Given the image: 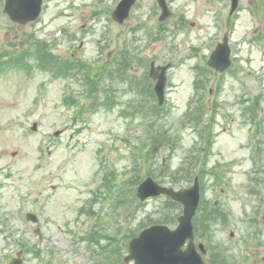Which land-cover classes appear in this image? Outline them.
<instances>
[{
    "label": "rangeland",
    "instance_id": "374dc122",
    "mask_svg": "<svg viewBox=\"0 0 264 264\" xmlns=\"http://www.w3.org/2000/svg\"><path fill=\"white\" fill-rule=\"evenodd\" d=\"M167 1L173 15L165 22L156 0H139L118 24L116 0H45L38 21L8 20L0 30L3 62L41 44L76 66L57 78L30 55L24 69L0 72V264L20 250L23 264H125L134 236L168 222L165 198L137 202L144 180L179 189L189 183L178 178L180 167L193 181V170L215 160L211 152L232 159L238 173L257 172L251 156L258 145L264 158V0H240L232 15L229 0ZM225 35L233 62L218 73L207 61ZM124 54L135 58L124 72L129 80L111 81ZM151 62L173 64L163 106ZM88 78L106 91L92 92ZM28 212L41 216L44 241Z\"/></svg>",
    "mask_w": 264,
    "mask_h": 264
},
{
    "label": "flooded vegetation",
    "instance_id": "af4514ba",
    "mask_svg": "<svg viewBox=\"0 0 264 264\" xmlns=\"http://www.w3.org/2000/svg\"><path fill=\"white\" fill-rule=\"evenodd\" d=\"M121 1L116 0L111 14L112 20ZM6 5L7 0H0V30L9 20L5 12ZM258 147L255 146L251 156L253 166H258L254 169L257 172L248 174L243 171L238 173L236 163L232 159L227 161L225 154L219 152L220 156L217 157L216 152L210 153L215 156V160L204 169L203 181L200 178V201L192 223V257L196 260L195 264H264V167L261 163H264V158L259 159ZM242 176L244 178L238 181ZM208 178L209 186L204 182ZM240 188L243 191H239ZM242 192L249 197H255L253 203L249 204L247 196L243 198L240 195ZM184 209L180 203L176 207H166V210H172L168 211L167 217L175 220L169 225L171 229L179 224L178 219L184 214ZM38 218L41 222V216ZM38 225L36 229L40 232L41 227ZM260 230L262 239H257ZM38 239L40 242L45 240L42 231ZM190 241L189 238L186 240L181 248L182 252L188 251ZM48 242L50 240L47 239L46 243ZM125 264L135 263L126 261Z\"/></svg>",
    "mask_w": 264,
    "mask_h": 264
},
{
    "label": "water",
    "instance_id": "95a60500",
    "mask_svg": "<svg viewBox=\"0 0 264 264\" xmlns=\"http://www.w3.org/2000/svg\"><path fill=\"white\" fill-rule=\"evenodd\" d=\"M136 1L123 0L114 12V19L118 23L123 24L129 18L131 8ZM158 2L163 10L160 20L164 21L171 16V12L166 0H158ZM231 2V14H233L237 10L240 0H231ZM41 7L42 0H8L6 12L11 20L24 24L37 20L41 13ZM231 55L230 38L226 35L223 42L219 43L212 52L208 65L219 72H224L232 65ZM169 66L156 67V64L152 63L150 76L156 81L155 92L159 98L160 105L164 104L165 101L166 70ZM256 102L258 106L259 103L257 100ZM33 128L36 130L37 125L35 124ZM59 134L60 132H57L56 136ZM160 146L158 145L154 148L153 154L158 152ZM199 191L198 180L190 189L176 191L174 188L161 186L151 177L147 178L138 187L140 200L145 201L148 198L167 195L173 200L184 204V216L179 219L180 226L175 230H171L165 225H154L145 229L131 241L129 245L130 254L126 261H134L135 264H195L196 260L192 257L194 251L192 218L199 204ZM27 219L33 223L38 222L37 216L33 213H29ZM188 238L191 240L188 251L182 252L181 248ZM22 255L23 251L18 252L17 258L13 259L11 264H22Z\"/></svg>",
    "mask_w": 264,
    "mask_h": 264
},
{
    "label": "trees",
    "instance_id": "16d2710c",
    "mask_svg": "<svg viewBox=\"0 0 264 264\" xmlns=\"http://www.w3.org/2000/svg\"><path fill=\"white\" fill-rule=\"evenodd\" d=\"M40 46V50H38L36 53L35 49L36 47ZM36 47L32 44V47L30 48L31 50L29 53H24V54H17V56H13L11 59H9V67L10 68H17V69H22L25 68L27 65H29L28 62L31 61L30 55L36 56V59L38 61V68H40L41 71H48L51 70L54 73L55 77H60V78H66L68 77L69 72H73L76 69V66H71V64L63 63V61L55 59L48 53V51L45 49V47L41 44H38ZM135 58L131 57L129 54H124L123 59L119 62L118 70L116 71L117 74H119L121 77H119L116 73L113 74H108V79L113 81L114 79L122 78V76H126L128 80L127 74H124L128 70V65L129 62H133ZM81 65V64H80ZM99 77V76H97ZM97 79V78H96ZM91 80V82H90ZM93 79H86L87 84L90 82V89L92 92H95V90H99L100 88V93L105 92V88L97 87V84L99 83L97 80L92 81ZM99 86V85H98ZM90 91V90H89ZM90 91V93H91ZM95 94V93H93ZM92 94V95H93ZM106 107H109V102L104 103ZM175 181L174 184L178 185L181 183L179 179L175 176ZM167 221V220H166Z\"/></svg>",
    "mask_w": 264,
    "mask_h": 264
}]
</instances>
